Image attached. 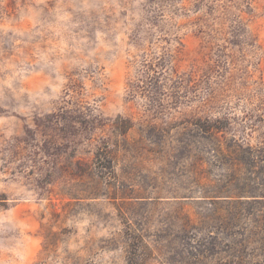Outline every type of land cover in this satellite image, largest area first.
Wrapping results in <instances>:
<instances>
[{
    "label": "rangeland",
    "instance_id": "1",
    "mask_svg": "<svg viewBox=\"0 0 264 264\" xmlns=\"http://www.w3.org/2000/svg\"><path fill=\"white\" fill-rule=\"evenodd\" d=\"M0 264H264V0H0Z\"/></svg>",
    "mask_w": 264,
    "mask_h": 264
}]
</instances>
